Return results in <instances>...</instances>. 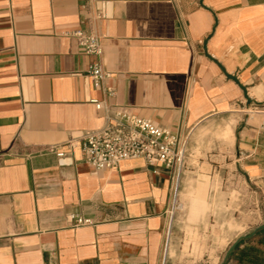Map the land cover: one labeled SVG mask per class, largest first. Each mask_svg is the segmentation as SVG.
<instances>
[{
    "label": "crops",
    "instance_id": "1",
    "mask_svg": "<svg viewBox=\"0 0 264 264\" xmlns=\"http://www.w3.org/2000/svg\"><path fill=\"white\" fill-rule=\"evenodd\" d=\"M100 38L115 96L88 74L69 32ZM264 0H0V264H170L171 171L142 158L95 170L79 149L127 107L180 135L235 114L227 165L264 198ZM232 130V127L228 126ZM68 150L67 147H64ZM207 182L189 185L199 201ZM71 215L93 223L73 226ZM235 261L232 257L231 263Z\"/></svg>",
    "mask_w": 264,
    "mask_h": 264
},
{
    "label": "rangeland",
    "instance_id": "2",
    "mask_svg": "<svg viewBox=\"0 0 264 264\" xmlns=\"http://www.w3.org/2000/svg\"><path fill=\"white\" fill-rule=\"evenodd\" d=\"M234 117V113L212 116L192 139L188 134L185 163L175 176L167 215L163 259L170 264H222L237 237L264 223L260 188L222 165L228 159L223 155L233 148ZM200 181L207 182L206 194L192 204L189 185ZM250 239L257 241L255 236Z\"/></svg>",
    "mask_w": 264,
    "mask_h": 264
},
{
    "label": "built area",
    "instance_id": "3",
    "mask_svg": "<svg viewBox=\"0 0 264 264\" xmlns=\"http://www.w3.org/2000/svg\"><path fill=\"white\" fill-rule=\"evenodd\" d=\"M75 37L81 50L93 56L88 65V74L93 87L101 90L103 99L92 98L90 101L96 109L106 108V98L115 96L116 88L109 81L112 73L102 63L103 47L100 38L82 29L69 32ZM244 112L261 114V128H264V104H255ZM188 134L180 135L161 126L151 118L133 113L127 107H117L106 114V124L100 130L83 131L80 137H70L63 144L47 147L50 153L62 158L74 149H79L83 160L95 170L116 167L122 160L142 158L151 164H158L169 169L173 179L185 163ZM67 147L68 150H65ZM73 226L92 224L90 218L71 215Z\"/></svg>",
    "mask_w": 264,
    "mask_h": 264
},
{
    "label": "trees",
    "instance_id": "4",
    "mask_svg": "<svg viewBox=\"0 0 264 264\" xmlns=\"http://www.w3.org/2000/svg\"><path fill=\"white\" fill-rule=\"evenodd\" d=\"M255 237H257L256 242L251 239L241 240L230 258L235 256L240 264H264V229L258 232Z\"/></svg>",
    "mask_w": 264,
    "mask_h": 264
},
{
    "label": "water",
    "instance_id": "5",
    "mask_svg": "<svg viewBox=\"0 0 264 264\" xmlns=\"http://www.w3.org/2000/svg\"><path fill=\"white\" fill-rule=\"evenodd\" d=\"M264 229V223L263 224H260L258 226H256L252 231H250L249 233L247 234H242L240 235L239 237H237V239L230 245V247L227 249L224 257H223V260H222V264H227L229 259H230V256L233 252V250L235 249V247L238 245V243L241 241V240H244V239H250L252 237H254L258 232H260L261 230Z\"/></svg>",
    "mask_w": 264,
    "mask_h": 264
},
{
    "label": "bare ground",
    "instance_id": "6",
    "mask_svg": "<svg viewBox=\"0 0 264 264\" xmlns=\"http://www.w3.org/2000/svg\"><path fill=\"white\" fill-rule=\"evenodd\" d=\"M183 205L182 204H180V206L179 207H182Z\"/></svg>",
    "mask_w": 264,
    "mask_h": 264
}]
</instances>
